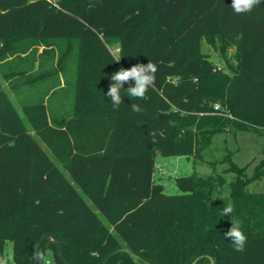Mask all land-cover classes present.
<instances>
[{"label": "trees", "instance_id": "trees-1", "mask_svg": "<svg viewBox=\"0 0 264 264\" xmlns=\"http://www.w3.org/2000/svg\"><path fill=\"white\" fill-rule=\"evenodd\" d=\"M231 3L0 0V76L20 106L0 78V257L11 241L15 264H34L39 244L56 264L134 262L125 247L144 264H264V190L250 187L264 158L249 176L229 152L223 173L178 176L175 194L155 179L158 157L197 162L218 133L264 136V3L245 14ZM207 37L236 45L233 74L214 69ZM149 60L148 98L122 89L114 108L111 76ZM229 203L248 238L242 252L224 236ZM47 232L61 249L40 243Z\"/></svg>", "mask_w": 264, "mask_h": 264}, {"label": "rangeland", "instance_id": "rangeland-1", "mask_svg": "<svg viewBox=\"0 0 264 264\" xmlns=\"http://www.w3.org/2000/svg\"><path fill=\"white\" fill-rule=\"evenodd\" d=\"M211 40L212 39L208 37L204 38L202 48L203 52L211 60L215 70L230 72L233 74L235 65L237 63L236 45L231 43L230 46L224 49L222 47V40H219L218 45H215ZM109 49L114 56H117V44L110 45ZM0 78L2 80L3 89L13 100L9 87L6 85V82L1 76ZM168 81L175 87L180 85L181 82L179 77H170L168 78ZM195 82L197 81L195 80ZM13 101L17 105L16 100ZM263 149L264 136L259 134L257 131L238 130L218 133L213 136L209 147L203 152L202 159L198 160L197 162L194 161L193 157H187L184 155L158 157L155 168V179L157 182H160L165 186V190L168 193H179L180 189L176 183V177L188 175L193 172H198L203 176H208L214 173L215 167L218 173H223L224 169L227 167V163L221 162V159L224 158V156L229 152H233V160L237 164L240 166L248 165V175L254 176L256 171H258L259 167L261 166V161L264 158ZM227 176L230 178L232 177V174L229 173ZM250 187L251 189L257 191L264 190V177L259 180H255V182L252 183ZM6 252L8 264H15L13 257V242L9 241L7 243ZM49 254L52 259V264H56L52 251H48L46 256ZM129 264L144 263L139 259H136L134 262Z\"/></svg>", "mask_w": 264, "mask_h": 264}, {"label": "clouds", "instance_id": "clouds-1", "mask_svg": "<svg viewBox=\"0 0 264 264\" xmlns=\"http://www.w3.org/2000/svg\"><path fill=\"white\" fill-rule=\"evenodd\" d=\"M264 3V0H232L231 8L236 14H245L251 12L254 8ZM158 67L151 60L147 64H136L128 69L121 68L111 76V83L109 85L106 96L110 98L113 107L119 108L124 103V98L121 96V90H126L127 95L131 98L139 100H146L147 92L150 87L155 86L156 73ZM131 82H134V86ZM129 84L127 89L124 88L125 84ZM131 110L134 113H140L143 108L139 104H131ZM154 135V133H153ZM235 211V206L231 203L226 205L220 215L222 217H231V227L224 233L226 239L231 241L234 250L242 252L245 250L247 243V236L242 231V222L232 216ZM37 259L40 264H52L50 254L46 256L44 252L37 253ZM0 264H8L7 259L0 257Z\"/></svg>", "mask_w": 264, "mask_h": 264}, {"label": "water", "instance_id": "water-1", "mask_svg": "<svg viewBox=\"0 0 264 264\" xmlns=\"http://www.w3.org/2000/svg\"><path fill=\"white\" fill-rule=\"evenodd\" d=\"M52 238L56 243L57 245L59 246V248L61 249V245H60V242L58 240V238L51 232H47L41 239L40 243H42L46 238ZM125 251L131 253V255H133L135 258L139 259V256L134 254L131 250H129V248H123ZM40 250V244L37 246V250H36V254H35V258H34V264H37V253L39 252ZM199 258H196V260L192 263V264H196V262L198 261ZM212 264H214V259H212Z\"/></svg>", "mask_w": 264, "mask_h": 264}, {"label": "crops", "instance_id": "crops-1", "mask_svg": "<svg viewBox=\"0 0 264 264\" xmlns=\"http://www.w3.org/2000/svg\"><path fill=\"white\" fill-rule=\"evenodd\" d=\"M40 50H42V48L40 49ZM61 80H62V84H61V86H63L64 85V80H63V78L61 77ZM5 82H6V85L9 87V89H10V92H11V94H12V97H13V100H16V103H17V105L19 106V104H18V102H17V100H18V98H17V96L14 94V91H13V87L11 86V82H10V80H4ZM19 108H20V106H19ZM20 111H21V109H20ZM43 147L49 152V154H50V156L53 158V160L60 166V167H63L60 163H59V161L57 160V158L48 150V148L45 146V144H43ZM157 162V161H156ZM66 174H67V176L68 177H70V175H69V173L68 172H66Z\"/></svg>", "mask_w": 264, "mask_h": 264}, {"label": "built area", "instance_id": "built-area-1", "mask_svg": "<svg viewBox=\"0 0 264 264\" xmlns=\"http://www.w3.org/2000/svg\"><path fill=\"white\" fill-rule=\"evenodd\" d=\"M216 108H218V106H216Z\"/></svg>", "mask_w": 264, "mask_h": 264}]
</instances>
